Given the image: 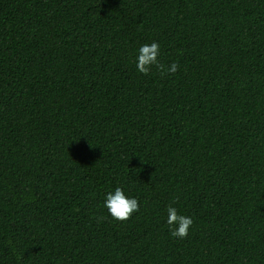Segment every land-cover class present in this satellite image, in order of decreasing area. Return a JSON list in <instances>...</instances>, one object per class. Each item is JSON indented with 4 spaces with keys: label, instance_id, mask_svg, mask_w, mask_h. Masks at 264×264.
<instances>
[{
    "label": "trees",
    "instance_id": "trees-1",
    "mask_svg": "<svg viewBox=\"0 0 264 264\" xmlns=\"http://www.w3.org/2000/svg\"><path fill=\"white\" fill-rule=\"evenodd\" d=\"M0 264H264V0H0Z\"/></svg>",
    "mask_w": 264,
    "mask_h": 264
},
{
    "label": "clouds",
    "instance_id": "clouds-1",
    "mask_svg": "<svg viewBox=\"0 0 264 264\" xmlns=\"http://www.w3.org/2000/svg\"><path fill=\"white\" fill-rule=\"evenodd\" d=\"M160 44L158 41L144 43L140 45L135 56V67L141 74L147 75L153 66L162 68L160 64ZM179 65L172 62L167 68V72L176 73ZM103 207L107 209V213L114 219L125 221L129 219L133 213L138 212L140 203L137 197L126 192L122 186H116L106 192ZM167 225L171 236L183 238L188 235L190 226L193 224L191 216L183 215L177 207L169 204L167 207Z\"/></svg>",
    "mask_w": 264,
    "mask_h": 264
}]
</instances>
